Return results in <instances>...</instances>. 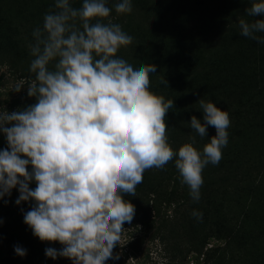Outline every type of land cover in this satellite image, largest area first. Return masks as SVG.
I'll use <instances>...</instances> for the list:
<instances>
[{
  "label": "clouds",
  "instance_id": "obj_1",
  "mask_svg": "<svg viewBox=\"0 0 264 264\" xmlns=\"http://www.w3.org/2000/svg\"><path fill=\"white\" fill-rule=\"evenodd\" d=\"M54 8L32 32L33 76L14 89L19 92L26 84L35 103L11 113L0 108V132L8 145L0 150V198L16 188V205L34 202L23 222L40 241L62 245L46 248V257L105 264L119 259L113 249L121 245L123 225L135 215L124 196H136L144 173L163 169L175 158L181 183L198 202L203 170L222 159L231 120L227 111L200 99L203 123L192 116L190 128L201 139L208 126L215 135L202 152L192 135L173 150L166 122L173 100L150 90L156 65L134 69L117 56L133 37L109 19L107 0H82L80 8L71 0H54ZM114 9L130 14L132 0H119ZM245 16L264 17V0H250ZM238 27L242 36L264 44L257 35L264 33V19L240 18ZM159 82L168 86L164 77ZM14 252L24 257L27 250L16 245Z\"/></svg>",
  "mask_w": 264,
  "mask_h": 264
},
{
  "label": "rangeland",
  "instance_id": "obj_2",
  "mask_svg": "<svg viewBox=\"0 0 264 264\" xmlns=\"http://www.w3.org/2000/svg\"><path fill=\"white\" fill-rule=\"evenodd\" d=\"M118 2L107 0L112 9L109 19L121 22L133 42L122 47L117 56L134 69L142 64L156 65L157 72L150 74V90L173 100L166 120L168 143L173 150L189 143L192 135L196 136L194 147L202 152L215 135V129L208 126L201 139L190 128L192 116L203 123L200 99L227 111L231 125L222 159L204 168L200 199L194 202L190 197L179 214L169 245L154 238L153 228L145 229L136 221V214L153 217L152 200L148 206L139 200L150 199L151 194L143 192L154 175H161L175 158L163 169L146 171L136 196L125 195L134 199L135 215L131 224L123 225L126 230L121 245L113 249L119 259H110L107 264H191L193 257L204 256L211 247L205 243L213 244L216 239L211 235L218 232H226L231 239L227 247L225 241L221 244L224 254L214 264H264V44L242 36L238 27L240 18L264 17L245 16L250 0H132L133 10L126 15L115 13ZM71 3L75 8L82 6V0ZM49 10L56 11L54 0H0V108L9 113L35 103L34 97L26 95V84L19 92L14 90L21 80L29 78L10 65L29 70L32 32L42 27ZM257 35L264 37V33ZM161 77L168 86L159 82ZM179 185L189 193L181 178ZM206 187H213V196L204 193ZM18 196L14 188L10 196L0 198V264H61L60 257L53 260L45 256L46 248L59 250L60 244L40 241L23 222V214L34 202L16 205ZM248 202L254 209L245 217L243 207ZM162 209L167 215L173 214L172 205H163ZM194 210L202 216H193ZM16 245L27 250L24 257L15 254ZM173 250L181 253L182 263ZM212 259L208 264H213Z\"/></svg>",
  "mask_w": 264,
  "mask_h": 264
},
{
  "label": "trees",
  "instance_id": "obj_3",
  "mask_svg": "<svg viewBox=\"0 0 264 264\" xmlns=\"http://www.w3.org/2000/svg\"><path fill=\"white\" fill-rule=\"evenodd\" d=\"M119 24H121V22ZM0 52H1V45H0ZM10 66L15 71L20 72L24 77L27 78L32 77L27 67L15 65L14 63H12ZM7 148L8 145H7L6 137L2 132H0V150H4ZM179 178L181 177L179 175L178 170L175 167V162H171L170 165L167 168H165L164 172L161 173V175L158 176L154 175L153 182L149 183V185L147 186V190L143 192V195L151 194L150 199L148 198L147 200L144 201V199L141 198L139 200L140 203H145L147 206L149 200H152V202L154 203L152 208L154 215L152 218H150V216L147 215L146 213L136 214V221L142 224V226L145 227V229L151 230L153 228L152 233L154 235V238H158L167 245H169V240H171V238L173 237V230L178 221L179 214L182 212L183 208L188 204L190 200V194L187 191H185L184 188L182 187L180 188ZM35 186L36 185L33 182L29 184V187L31 189H34ZM204 193H210L213 196L214 194L213 187H206ZM124 199L128 200L131 203L134 202V199H131V197L127 198L125 196ZM163 205H165V207H170L172 205L173 214L167 215L162 209ZM253 209L254 208L251 205V203L249 202L248 204L246 203L245 206L243 207V216L248 217L251 211H253ZM211 236H215L214 238L216 239V241L213 244L207 241L205 244L211 245V247L209 249L207 248V251L205 252V254H203L204 256L202 258L193 257L190 261L191 264H201L202 262L208 264L210 263L212 258H214L212 259L213 264L215 262L216 263L220 262V259H222V255L224 254L223 251L225 249V247L221 248L220 246L224 241L226 247L230 245L229 241L231 239V236H229L226 232L223 233L218 232L216 235L212 234ZM61 248L62 245H60V249ZM172 249H176V247H172ZM174 251L176 252V250H173V252ZM174 254L178 258V261L182 263L183 261L180 258L182 257L181 253L176 252ZM60 258H61L60 259L61 264L63 263L73 264L72 260L68 258L65 257H60ZM105 264H107V262H105Z\"/></svg>",
  "mask_w": 264,
  "mask_h": 264
}]
</instances>
